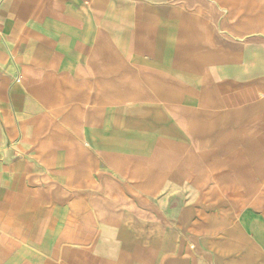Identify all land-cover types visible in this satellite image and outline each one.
Masks as SVG:
<instances>
[{"label": "crops", "instance_id": "obj_1", "mask_svg": "<svg viewBox=\"0 0 264 264\" xmlns=\"http://www.w3.org/2000/svg\"><path fill=\"white\" fill-rule=\"evenodd\" d=\"M0 264H264V0H0Z\"/></svg>", "mask_w": 264, "mask_h": 264}]
</instances>
